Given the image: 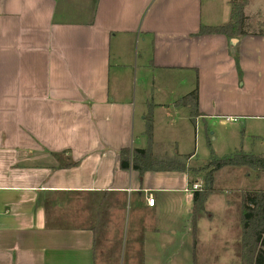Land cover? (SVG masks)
Returning <instances> with one entry per match:
<instances>
[{
	"label": "crops",
	"instance_id": "obj_1",
	"mask_svg": "<svg viewBox=\"0 0 264 264\" xmlns=\"http://www.w3.org/2000/svg\"><path fill=\"white\" fill-rule=\"evenodd\" d=\"M229 1L97 0L82 20L66 15L68 0H0V264H177L185 242L183 264L206 263L190 222L186 241L171 229L191 215L204 166L139 176L120 168L119 150L146 146L149 113L153 154L173 118L181 133L167 156L187 161L192 125L264 118V30L196 34L226 23ZM137 87L155 97L138 121ZM194 88L192 121L190 104L176 102Z\"/></svg>",
	"mask_w": 264,
	"mask_h": 264
},
{
	"label": "rangeland",
	"instance_id": "obj_2",
	"mask_svg": "<svg viewBox=\"0 0 264 264\" xmlns=\"http://www.w3.org/2000/svg\"><path fill=\"white\" fill-rule=\"evenodd\" d=\"M68 6L72 8L66 9V15L74 19H87L97 0H68ZM247 7V21H245V29L252 31L264 30V0H248ZM83 3V5H82ZM248 4V3H247ZM246 7V6H245ZM245 13V8H244ZM248 27V28H247ZM26 53V52H25ZM24 53V54H25ZM24 56V55H23ZM18 59V58H17ZM26 57H22V62ZM17 61V60H16ZM15 62L7 63V71L16 64ZM18 65V64H17ZM17 65L15 67H17ZM5 67H3V71ZM26 80L32 78V74L25 71ZM165 90L168 94H165ZM131 96L135 97L136 102V120L139 119V109L144 111V102H147L148 110L153 107L155 102L154 93L150 89H139L138 87L130 91ZM174 90L168 85L163 88L162 95L172 98L175 96ZM141 104V105H140ZM10 107V106H8ZM5 108V107H4ZM178 115H176L177 117ZM159 131L158 139L164 141L154 146L156 157H164L167 153L173 152L177 146L172 142V135L174 132L181 133V121L179 123L173 122L169 126V121L173 118H165ZM245 120H243L244 122ZM238 126V129L237 127ZM145 128V126H143ZM193 130V139L190 146L187 148L188 152L193 153L191 160L187 161L188 155L183 154L182 158L192 168L205 166L210 160L211 156L224 157L230 155L238 150H246L245 152L264 155V118H249L245 123L235 124L225 122L220 119L208 120L201 122ZM135 135L140 134L138 125L135 127ZM143 128V129H144ZM141 130L142 138L144 137V130ZM195 136V139H194ZM147 141H144L145 146ZM207 169H197L194 177H201L200 184H203V179ZM200 186V185H199ZM202 188V186H201ZM200 188V189H201ZM264 188V172L258 169L248 167H224L214 172L213 191L209 194V199L205 202L202 216L198 221L199 245L197 247V254L199 252L207 253L206 263L201 264H240V240H241V215L240 203L241 195L244 191L258 190ZM183 201L181 193L178 195L177 202ZM170 209V208H169ZM174 208H171L173 210ZM173 217L175 225L173 229L178 231V239L186 241L188 234L186 227L189 226L190 218L189 210ZM213 215L210 219L207 214ZM184 228V229H183ZM180 256L177 264H183L187 258L188 243L181 244ZM187 264H192L190 261ZM198 264V263H197Z\"/></svg>",
	"mask_w": 264,
	"mask_h": 264
},
{
	"label": "trees",
	"instance_id": "obj_3",
	"mask_svg": "<svg viewBox=\"0 0 264 264\" xmlns=\"http://www.w3.org/2000/svg\"><path fill=\"white\" fill-rule=\"evenodd\" d=\"M229 20L219 25H201L198 35L223 34L229 39H236L248 34L245 29L246 15L244 8L248 0H230ZM237 62L236 50L234 51ZM197 88L180 97L177 104H190L191 120L197 116ZM146 146L144 148L123 147L119 150V166L123 170L131 169L142 176L146 171H187L186 161L178 155L156 157L152 152L153 121L150 113L145 122ZM76 165L71 163L68 166ZM60 167V166H59ZM224 167H248L264 172V155L248 153L243 150L217 157L211 156L202 169H207L202 188L193 191L190 225L194 244L198 234V220L204 210L209 193L213 191L214 172ZM241 240L240 264H264V188L244 191L240 203Z\"/></svg>",
	"mask_w": 264,
	"mask_h": 264
},
{
	"label": "built area",
	"instance_id": "obj_4",
	"mask_svg": "<svg viewBox=\"0 0 264 264\" xmlns=\"http://www.w3.org/2000/svg\"><path fill=\"white\" fill-rule=\"evenodd\" d=\"M231 120H237L236 118H231ZM200 189V186L198 184H192V186L190 187V190H198ZM148 199V204L149 205H153V198L149 197Z\"/></svg>",
	"mask_w": 264,
	"mask_h": 264
}]
</instances>
